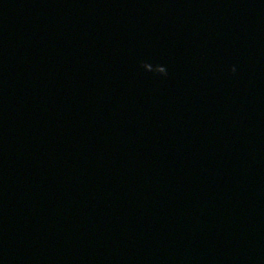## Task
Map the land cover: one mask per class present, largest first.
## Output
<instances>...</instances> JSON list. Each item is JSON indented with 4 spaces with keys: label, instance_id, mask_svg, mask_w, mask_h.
Masks as SVG:
<instances>
[{
    "label": "water",
    "instance_id": "1",
    "mask_svg": "<svg viewBox=\"0 0 264 264\" xmlns=\"http://www.w3.org/2000/svg\"><path fill=\"white\" fill-rule=\"evenodd\" d=\"M0 264H264V0H0Z\"/></svg>",
    "mask_w": 264,
    "mask_h": 264
},
{
    "label": "clouds",
    "instance_id": "2",
    "mask_svg": "<svg viewBox=\"0 0 264 264\" xmlns=\"http://www.w3.org/2000/svg\"><path fill=\"white\" fill-rule=\"evenodd\" d=\"M232 71L235 72V68H233Z\"/></svg>",
    "mask_w": 264,
    "mask_h": 264
}]
</instances>
